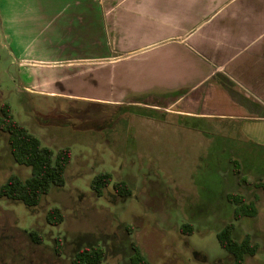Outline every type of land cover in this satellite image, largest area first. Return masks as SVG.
I'll return each instance as SVG.
<instances>
[{
    "label": "rangeland",
    "instance_id": "obj_1",
    "mask_svg": "<svg viewBox=\"0 0 264 264\" xmlns=\"http://www.w3.org/2000/svg\"><path fill=\"white\" fill-rule=\"evenodd\" d=\"M24 69L10 51L0 14V108L9 102L45 145L73 150L66 185L53 186L39 205L0 197V264H73L78 250L95 245L106 250L102 264H131L133 241L150 264H233L217 231L234 219L227 193L235 191L258 201L256 216L236 220L235 235L250 233L260 244L246 264H264V146L241 142L264 143V124L214 120L200 127L144 103L29 93L27 86L47 80L29 78ZM8 138L0 129V186L13 173L24 179L31 174L15 161ZM101 171L126 180L132 195L120 196L112 184L98 196L91 181ZM53 206L62 208V224L48 223ZM185 223L193 225L192 233L182 231ZM31 231L42 241H34Z\"/></svg>",
    "mask_w": 264,
    "mask_h": 264
},
{
    "label": "crops",
    "instance_id": "obj_2",
    "mask_svg": "<svg viewBox=\"0 0 264 264\" xmlns=\"http://www.w3.org/2000/svg\"><path fill=\"white\" fill-rule=\"evenodd\" d=\"M0 14L19 66L46 77L29 93L264 124V0H0Z\"/></svg>",
    "mask_w": 264,
    "mask_h": 264
},
{
    "label": "trees",
    "instance_id": "obj_3",
    "mask_svg": "<svg viewBox=\"0 0 264 264\" xmlns=\"http://www.w3.org/2000/svg\"><path fill=\"white\" fill-rule=\"evenodd\" d=\"M0 129L9 135V144L15 161L20 165L31 168V174L22 178L19 174H11L7 181L0 186V197L19 200L28 206L39 205L43 197L49 194L53 186H65L67 183V169L73 159L71 146L66 145L55 150L43 143L42 139L33 133L25 124L20 122L12 105L5 102L1 105ZM235 171H241L238 160H233ZM113 184L115 191L122 197L132 195L133 188L126 180H115L111 171L97 173L91 181V188L98 196H103L107 187ZM228 200L234 204V219L227 222L217 231L220 245L233 256V264H246L249 256H254L260 249V244L253 240L250 233L242 239L235 235L236 220L243 217L256 216L259 212L257 199H248L241 192H228ZM46 219L49 224L59 225L65 220L61 207H51ZM193 225L185 223L182 226L184 233H192ZM36 242L42 241L36 231H31ZM57 251L62 253L60 239L57 238ZM134 253L131 264H150V261L137 241H133ZM106 250L102 245L84 247L77 251L72 258L73 264H102Z\"/></svg>",
    "mask_w": 264,
    "mask_h": 264
}]
</instances>
